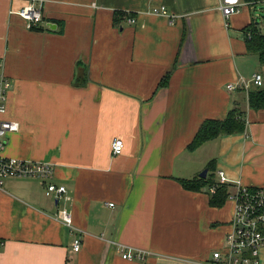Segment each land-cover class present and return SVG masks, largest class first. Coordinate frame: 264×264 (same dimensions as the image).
Returning <instances> with one entry per match:
<instances>
[{
  "label": "crops",
  "instance_id": "crops-1",
  "mask_svg": "<svg viewBox=\"0 0 264 264\" xmlns=\"http://www.w3.org/2000/svg\"><path fill=\"white\" fill-rule=\"evenodd\" d=\"M241 1L225 18L219 0H43L44 21L30 29L15 12L25 0H0V71L12 83L3 116L19 122L2 153L52 163V181L67 188L57 200L44 179H5L0 264L216 263L233 203L213 206L207 189L177 178L208 169L217 181L222 170L233 184L264 187V109L227 88L264 78L245 40L248 26L261 27L259 2ZM160 6L167 15L153 12ZM117 10L137 21L115 23ZM234 105L246 111L244 131L187 149L205 119ZM117 137L125 146L114 155ZM123 248L146 257L124 258ZM260 256L264 264V248Z\"/></svg>",
  "mask_w": 264,
  "mask_h": 264
},
{
  "label": "built area",
  "instance_id": "built-area-1",
  "mask_svg": "<svg viewBox=\"0 0 264 264\" xmlns=\"http://www.w3.org/2000/svg\"><path fill=\"white\" fill-rule=\"evenodd\" d=\"M220 9L228 18L241 10V0H219ZM22 16L30 29L38 28L44 21L43 0H25V4L15 10ZM156 14L167 15L165 6L155 7ZM129 22L135 23L137 19L132 13L127 12ZM251 85L263 86V74L256 72L250 79H241L240 84L229 83L227 88L231 90L244 89L248 91ZM12 83L0 71V187L3 186L7 177H36L46 181V193L54 195L58 200L65 196L67 188L64 185H57L52 181L55 167L50 162L26 160L18 157H7L3 155V149L11 132L19 129V122L5 118L7 111L8 92ZM124 141L121 137L114 139L112 152L120 154L124 149ZM217 183L210 187L214 193L217 186L228 185L230 192L228 200L233 203V215L231 218V229L226 235V246L223 249L215 250L213 257L215 264H261V250L264 248V187L247 186L240 181L231 183V180L220 170L217 172ZM113 205V203H111ZM59 218L69 225H73V216L67 208H61ZM81 247L80 238L74 240V250ZM122 256L127 259L144 260L146 254L140 249H122Z\"/></svg>",
  "mask_w": 264,
  "mask_h": 264
},
{
  "label": "trees",
  "instance_id": "trees-1",
  "mask_svg": "<svg viewBox=\"0 0 264 264\" xmlns=\"http://www.w3.org/2000/svg\"><path fill=\"white\" fill-rule=\"evenodd\" d=\"M246 3H257L264 0H243ZM127 16L126 12L115 11V23L119 24L122 19ZM49 28V27H48ZM245 40L248 50L258 54L260 64L264 68V31L257 28L256 24H251L246 28ZM171 73H167L159 84V87L168 85ZM244 90V89H243ZM246 91V90H245ZM248 105L251 109H264V85L256 86L255 89L248 90ZM246 111L234 105L231 107L225 118L205 119L200 125L192 141L187 145L189 151H195L206 142L213 140L221 135L233 134L244 131L246 128ZM209 170L215 169L214 160H210L207 164ZM179 182L188 190L203 191L208 190L210 193V204L213 206H222L225 204L230 187L228 185H219L214 193L210 192V187L217 182L214 174H209L206 177L197 175L193 178H177ZM1 245V243H0Z\"/></svg>",
  "mask_w": 264,
  "mask_h": 264
},
{
  "label": "rangeland",
  "instance_id": "rangeland-1",
  "mask_svg": "<svg viewBox=\"0 0 264 264\" xmlns=\"http://www.w3.org/2000/svg\"><path fill=\"white\" fill-rule=\"evenodd\" d=\"M259 6L257 8V13H258V19L257 21H259L261 23V27L259 26V28H262V30L264 31V1L257 3ZM192 155L193 158L197 161L200 162L202 161V158L205 156V152H200V153H193L190 154ZM197 167H199V165H197ZM205 170V169H203ZM203 170H201L199 173H201ZM212 173V172H211Z\"/></svg>",
  "mask_w": 264,
  "mask_h": 264
},
{
  "label": "water",
  "instance_id": "water-1",
  "mask_svg": "<svg viewBox=\"0 0 264 264\" xmlns=\"http://www.w3.org/2000/svg\"><path fill=\"white\" fill-rule=\"evenodd\" d=\"M207 174H208V169H205V170H203V172H201L200 176L201 177H206Z\"/></svg>",
  "mask_w": 264,
  "mask_h": 264
}]
</instances>
